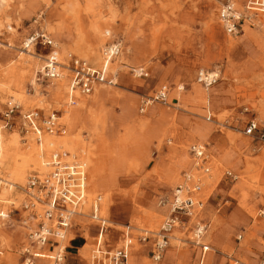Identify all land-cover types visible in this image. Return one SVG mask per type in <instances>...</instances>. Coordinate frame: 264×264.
I'll return each mask as SVG.
<instances>
[{"label": "rangeland", "instance_id": "374dc122", "mask_svg": "<svg viewBox=\"0 0 264 264\" xmlns=\"http://www.w3.org/2000/svg\"><path fill=\"white\" fill-rule=\"evenodd\" d=\"M72 1L0 0V264H26L27 249L48 254L47 249L40 252L29 238L43 213L42 206L35 213L25 208L28 178L39 174L31 165L36 141L20 114L5 126L3 113L12 99L21 104L22 114L35 109L44 116L56 113L65 133L54 141L65 137L75 158L85 164L86 202L73 215L60 242L62 248L68 240L72 252L85 245L79 257L90 262L94 228L87 215L94 198L99 199V213L109 219L112 228L124 232L126 228L120 225L129 223L139 229L134 231L136 236L140 230L158 231L169 214L168 206L159 204L170 201L179 184L181 171L175 167L179 151L184 155L180 166L200 174L191 172L189 156L190 146L197 142L210 153L211 169L205 184L202 179L199 197L205 202L204 210L183 229L174 230L172 238L176 237L166 250L183 253L184 263L179 264H196L200 247L195 240L191 243V231L203 219L210 228L200 243L208 244L210 239L213 251L203 256L202 264H263L264 15L253 14L256 20L252 16V22L245 23L251 27L229 37L217 18L222 0H80L78 5ZM235 1L242 10L248 0ZM39 29L52 39L61 65L72 55L101 68L103 64H95L89 55L93 51L101 55L111 40L121 42L120 55L105 69L107 76L109 71L118 76L115 85L101 84L82 96L70 92L64 69L58 80L42 79L39 72L47 51L24 49V40ZM136 67L146 69L148 77L139 79L140 68ZM199 71L219 72L216 83L202 89L195 82ZM159 81L173 92L183 86L194 95L171 109L154 104L162 110L158 115L135 112L133 100L138 104L151 96ZM69 92L74 105H70ZM177 97L181 99L179 93ZM148 103L150 112L154 105ZM249 121L258 127L253 135L245 131ZM142 132L144 147L140 145L139 150L135 145L139 143L137 133ZM50 148L44 144L43 161L50 156ZM225 171L233 172L235 181L227 180ZM110 235V242H115L116 232ZM109 240V253L120 248ZM125 243L127 264L136 263L134 255L139 251L143 264H176L170 250L156 263L129 235ZM35 260L54 264L45 257Z\"/></svg>", "mask_w": 264, "mask_h": 264}, {"label": "built area", "instance_id": "2783aa9c", "mask_svg": "<svg viewBox=\"0 0 264 264\" xmlns=\"http://www.w3.org/2000/svg\"><path fill=\"white\" fill-rule=\"evenodd\" d=\"M245 7V14L241 10H237L232 7L230 0H223L218 10V20L222 25L225 34L229 37H235L239 33V25L243 23L252 22V16L256 13L264 15V0H248ZM41 33L33 32L26 39H29V46L31 49L36 47L45 49H52V40H50L45 32ZM28 49V46L24 47ZM30 49V48H29ZM122 51L119 44L113 43L105 46L102 50L101 58L103 61L112 62L116 59ZM66 65H60L54 53L51 52L47 57L45 56L44 65L39 72L40 77L46 81L58 79L62 70L68 72V85L71 90L79 92L82 96H88L93 91V83L104 84L107 81V76L104 75V65L102 68L93 69L87 62L77 59L76 57L69 55ZM139 76H146V74L140 71ZM218 77H211L206 71H199L197 73L196 82L204 87H210L216 83ZM69 94H71L69 92ZM72 95V94H71ZM167 100V91L165 89L157 90L152 96L143 100L142 108L147 106V103H160L165 104ZM74 101H71V105ZM148 103V104H149ZM16 114H20L24 126L35 136L36 142H40L41 135L49 136H63L65 133V127L58 122V116L56 113H52L48 116H42L38 110H29L22 114V107L16 100H10L3 113V117L6 121L5 126H8V122ZM258 130L257 124L254 121H250L246 127V134L253 135ZM190 153L195 163V169L199 172L209 173V165L205 156V148L201 145H194L190 148ZM70 155L67 152L60 153L54 152L46 159L45 163L48 168L47 175L39 176L34 174L29 176L26 192L29 196V202L25 206L30 213H35L37 206L43 207L42 220L40 221L37 229H35L29 236L30 241L40 252H43L46 246H55L57 251L55 254L50 255L42 253H31L28 249L27 262L33 264V259L45 257L50 261L59 263L64 258L65 248L58 249L59 240H63L65 233L69 229L73 210L83 206L84 193L86 186V176L83 171L76 165V162H66L64 159L69 158ZM225 176L234 180V175L231 172H225ZM186 178V177H185ZM189 180V177H187ZM187 180V182H188ZM196 184L195 190L199 189L201 183L200 180L194 181ZM196 191H189L183 184H179L172 192L170 202L164 200L159 206L165 204L169 207V214L162 223L158 234L149 235V233H143L139 236V240L145 243L152 237V255L151 259L154 262H160L162 254L170 244L172 234L175 227L185 226L188 218L190 217V210L196 209V206L201 208L203 204H195L192 196ZM181 196L183 198H181ZM90 208L89 218L96 222L98 225V238H95V245L93 253L97 255L99 253V239L105 235L109 226L107 220L101 219L97 214L99 212V199H93ZM69 207V208H68ZM262 214V213H261ZM264 216V214H262ZM107 223H106V222ZM47 222V224H45ZM185 222V223H184ZM202 224V223H201ZM206 228V225H201ZM63 233V235H62ZM103 234V235H102ZM193 239H190L191 243L197 244L206 251L208 248L200 243L201 236L194 230L191 231ZM122 245L116 250L105 262L100 264H127V247L128 245ZM126 245V246H125ZM95 247V246H94ZM130 247V244H129ZM101 252V251H100ZM97 261V260H96ZM95 261V264H96ZM264 264V262H263Z\"/></svg>", "mask_w": 264, "mask_h": 264}, {"label": "crops", "instance_id": "0c3cea01", "mask_svg": "<svg viewBox=\"0 0 264 264\" xmlns=\"http://www.w3.org/2000/svg\"><path fill=\"white\" fill-rule=\"evenodd\" d=\"M223 1V0H222ZM219 8H220V5H219ZM240 9V8H239ZM219 10V9H218ZM217 18H218V16H217ZM256 18H257V16H254V19L256 20ZM219 21V20H218ZM220 23V22H219ZM222 26V25H221ZM244 27H251V25L249 26L248 24H245V23H243V24H240L239 25V33H238V35L237 36H239L240 35V33H243V28ZM39 30H41V29H39ZM43 32H45L44 30H43ZM46 33V32H45ZM237 36H235V37H237ZM117 41H115V40H111L106 46H108V45H111V44H113V43H116ZM120 45H121V42H120ZM122 48V47H121ZM115 60V59H114ZM113 60V61H114ZM84 61V60H83ZM112 61V62H113ZM110 62V61H109ZM103 66H101V68H102ZM136 68H140V70H143V72L146 74V76H141V77H138L139 79H145V78H147L148 77V72L146 71V69H144V68H141V67H136ZM103 69H104V71H105V69H108V68H105V67H103ZM108 78H112V81H113V83H114V78H115V80H116V77H118L117 75H116V73L114 72V73H112L111 71H109L108 72V76H107ZM196 77H197V74H196ZM196 77H195V82H196ZM67 84H68V78H67ZM198 84V83H197ZM101 84H98V85H96V86H100ZM114 85H115V83H114ZM202 89H205L201 84H198ZM96 86L93 88V90H95V88H96ZM183 86H181L180 88H182ZM180 88L179 87H176L175 88V91L173 92V91H171V88L169 87V85L168 84H166L164 81H159V83L157 84V86L155 87V89H154V91H153V93H152V95L157 91V90H161V89H165L166 91H167V100H166V103L165 104H162V105H165V106H167V108H169V109H171V108H175L178 104H179V102H182V103H187L188 101H190L192 98L191 97H193V95H194V91H192V92H189V90H184V88H182L181 90H180ZM208 89V88H207ZM194 90V89H193ZM75 92V91H74ZM74 92H72V93H74ZM180 94L181 95V99H179V97H177V94ZM151 95V96H152ZM173 97V98H171V100H169V98L170 97ZM147 98V97H146ZM143 100L144 99H142V100H140V102H138V104L136 103V100H133L135 103H133V106L135 107V106H137V109L135 110V112H137V110H138V112H140L141 114H145L146 112L151 116V114H155V115H158V114H161V112H162V110L159 108V107H157V106H155L154 104H160V103H153V108H151V110H150V112H149V109H148V107H151L150 105L149 106H145V108H143V110H141V108H142V104H143ZM133 107V108H134ZM136 108V107H135ZM134 108V109H135ZM60 112V111H59ZM63 113V112H62ZM208 113H209V110H208ZM207 113V114H208ZM42 116H44L42 113H40ZM163 115H165V113H163ZM209 116V115H208ZM142 118H144V117H142ZM250 122V121H249ZM249 122H247L246 123V126H245V130H246V127H247V124L249 123ZM144 132V131H143ZM143 132L142 133H137L139 136H137V138H139V140H138V144H136L135 146H136V148L137 149H139V150H141V147H140V145L142 146V147H144V145H143V143L141 142V137L142 136H144L143 135ZM136 134V135H137ZM144 138H145V136H144ZM146 138H148V136L146 135ZM197 143V142H196ZM207 153L210 155V153H209V151H208V149H207ZM181 155H183V151H179V154H178V158H179V160H177V164L175 165V167H176V169H178L179 168V171L178 172H180L181 171V174L179 173L178 175H179V177H178V183L179 182H181L182 180H183V176L186 174V172L188 173L189 172V170L187 171V170H185V169H183V166H180V164H179V162L181 161ZM184 156V155H183ZM189 156L192 158V155L191 154H189ZM193 163H194V161H193ZM208 165L210 166V161H208ZM175 167L174 168H172L171 170L173 171L174 169H175ZM193 168V167H192ZM175 169V170H176ZM210 169H211V166H210ZM192 171H196L195 170V168H193L192 170H191V172ZM197 172V171H196ZM225 172H227V171H225ZM228 172H231V171H228ZM233 175H235L233 172H231ZM208 176V175H207ZM207 176H203L204 177V184H205V180H206V177ZM224 176H225V173H224ZM203 177H202V179H203ZM225 178L227 179V180H230V181H235V179L234 180H232V179H230V178H228V177H226L225 176ZM104 186H106L105 188H109L108 186L109 185H104ZM177 186V185H176ZM205 187V186H204ZM101 196V195H100ZM204 206H205V202L203 203V208L201 209V211L199 212L200 214H199V216L202 214V212H203V210H204ZM100 209H101V205H100ZM89 213H90V210H89ZM88 216V218H89V214L87 215ZM105 219L108 221V223H109V219L108 218H106L105 217ZM201 221L202 222H204V220L203 219H201ZM112 223V222H111ZM205 224H208L207 222H204ZM113 224V223H112ZM113 226L115 227V226H117V225H114L113 224ZM122 228L123 227H131L132 229H131V231L133 230V232H130L129 233V231H128V233H129V239L131 240L132 239V241H133V243L134 242H136L137 244H138V246L141 248V249H144V253H146V254H148L149 256H150V260H152L151 259V255H152V246H153V239H152V237H150V239L149 240H147L145 243H142L140 240H139V236H141L144 232H142V231H140L139 233V235L138 236H136L135 234H134V231H138L139 229H137V228H133V226H131L129 223L128 224H125V225H120ZM208 229L210 228V225L208 224ZM93 228H94V236H93V239H94V242H93V245H92V249L90 250V253H92L93 252V249H94V246H95V238H96V236H97V234H98V226L97 225H94L93 224ZM146 230V229H145ZM114 231V233L116 232V235H117V239L115 240V242H110V240L109 239H111L110 237H111V233ZM148 231V230H147ZM152 233H149V235H151ZM105 236V244H104V247H105V251L106 252H109L110 251V247H109V245H106L107 244V241L109 240V243L110 244H115V245H117V244H120V246L119 247H121L122 245H124L125 244V240H126V234H124V232H123V229L122 230H117L116 228H112L111 226H109V228H108V230H107V232H106V234L104 235ZM106 237L108 238V240H106ZM75 239V238H74ZM72 240V242H74V241H76V240ZM69 241V240H68ZM67 241V244H66V246H65V252H64V258H63V260L61 261V262H59V263H55V262H53V261H51L52 263H54V264H85L86 262L83 260V259H81L79 256H80V251L82 252V250H81V248L83 247V246H85V245H83V246H79V247H77L78 249H77V251L76 252H72L70 249H73V246L72 245H70V241L68 242ZM208 244H204L208 249L206 250V251H204L203 250V248H201V246H199L200 247V251H199V255L197 256V263L196 264H202V261H201V259L203 258V256L206 254V253H210V252H212L213 250H212V248H211V246H210V243H211V240L209 239V241L207 242ZM60 244V243H59ZM203 244V243H202ZM131 246V245H130ZM132 247V246H131ZM130 247V248H131ZM69 248V249H68ZM113 248V247H112ZM45 249H47V253H49L50 255H52V254H55L56 253V251H57V248H55V246H46L45 247ZM168 250H170V251H172V252H174L175 250L174 249H168ZM168 250H165L164 252H163V256H164V254L168 251ZM136 252H138V251H136ZM90 253H89V256H90ZM140 253V251L138 252V253H136L135 255H134V257L137 259V261L138 262H141V260L139 259V258H141V253H142V251H141V253ZM214 253H215V251H214ZM244 254H246L247 256L249 255V253L248 252H245ZM133 255V254H132ZM183 253H181V252H174V256L172 257V261L174 260V262L176 263V264H179V263H184V259H183ZM162 259H163V257H162ZM87 260V259H86ZM50 261V260H49ZM88 261V260H87ZM137 261L135 260V262L137 263ZM100 262H104L103 260H97V262H96V264H100ZM135 263V264H136ZM142 263V262H141ZM254 263H257L256 262V260L254 259ZM33 264H37V260H34L33 261ZM87 264V263H86ZM88 264H92L91 262H89L88 261ZM143 264V263H142Z\"/></svg>", "mask_w": 264, "mask_h": 264}, {"label": "bare ground", "instance_id": "6f19581e", "mask_svg": "<svg viewBox=\"0 0 264 264\" xmlns=\"http://www.w3.org/2000/svg\"><path fill=\"white\" fill-rule=\"evenodd\" d=\"M75 5H78L79 3H80V0H73L72 1ZM84 3H85V1H84ZM247 3V2H246ZM230 4L232 5V7L233 8H235V9H237L238 10V8H237V4H236V1L235 0H230ZM239 11V10H238ZM241 12H243V14H245V7L241 10ZM40 31H42V30H37L36 31V33L38 34V33H41ZM46 34V33H45ZM46 36L50 39V37H49V35H47L46 34ZM50 40H52V39H50ZM24 47H26V46H28V50H30L32 47H30L29 46V39H25L24 40ZM115 44V43H114ZM118 44V43H117ZM52 46H53V41H52ZM30 48V49H29ZM42 49V48H41ZM33 49H31V51H32ZM45 50L47 51V53H46V57L48 56V55H50L51 54V52L52 53H54L53 52V50L52 49H50L49 50V48H45ZM97 50V49H96ZM104 50V49H103ZM28 54L30 53L29 51L27 52ZM102 53V52H101ZM45 56L42 58L43 59V62H44V59H45ZM90 60H93V62L95 63V64H97V65H104V67L105 68H107L108 67V64H109V61H103V59L101 58V55H99V53H98V51H93L90 55ZM84 62H86V61H84ZM89 64V63H88ZM44 65V64H43ZM61 65V64H60ZM90 65V64H89ZM91 66V65H90ZM43 67V66H42ZM93 69H99V68H95V67H93V66H91ZM42 69V68H41ZM41 71V70H40ZM140 71H142V70H139L137 73V75L139 76V73H140ZM218 73L219 72H217V71H213V72H208V74L211 76V77H218ZM62 75V74H61ZM104 75L105 76H107L106 75V72L104 71ZM61 77V76H60ZM59 77V78H60ZM58 78V79H59ZM107 78V81H106V83H104L105 85H114V83H113V81H112V78H108V77H106ZM58 79H54V80H58ZM54 80H51V81H54ZM197 83V82H196ZM96 85H98V84H95V83H93V88L96 86ZM69 87V90H70V92H74L73 90H71V87L70 86H68ZM204 87V86H203ZM204 88H208V87H204ZM69 96V98L71 99L72 98V101H73V96H71V94H69L68 95ZM14 98V97H13ZM16 99V98H15ZM13 100V99H12ZM71 101V100H70ZM71 105V104H70ZM207 117H210V116H208V114H207ZM258 131V130H257ZM30 135H32V137L34 136L33 134H31V133H29ZM45 136V137H44ZM59 137H62V136H59ZM55 136H49V135H41V137H40V142H36L34 145V149H33V153L35 154V157H34V159H33V161H32V167L35 169V170H37L38 171V175L39 176H43V175H47V173H48V168H47V166H46V163H45V160L43 161V147H44V144H46L47 146H49V147H51L50 149H52L53 148V150L49 153V154H52V153H54V152H60V153H64V152H61V151H59V150H61V149H64V151H69V152H71V162H76L77 164V166L83 171V173L85 174V176H86V173H85V164L84 163H81L79 160H77V158H75V155H74V153H73V149H72V146H71V143L69 142V140H67L65 137L64 138H61V140L59 141V142H55L54 140H55ZM34 140H35V136H34ZM36 141V140H35ZM84 144V143H83ZM194 145H201V146H203L204 148H205V156H206V160H207V162L209 161V159H208V154H207V149H206V146L205 145H203V144H201V143H195V144H193L192 146H194ZM35 147L37 148V149H35ZM190 148H191V146H190ZM190 148H189V152H190ZM2 149V143L0 142V150ZM68 152V153H69ZM73 154V155H72ZM191 154V153H190ZM192 159H193V157H192ZM65 161L67 160V159H64ZM194 161V160H193ZM25 162V161H24ZM66 162H68V161H66ZM195 166V163H193V168H195L194 167ZM209 169H210V166H209ZM196 170V169H195ZM197 171V170H196ZM199 172V171H198ZM202 175V176H201ZM203 176H207V173L205 174V173H201L200 172V174H193V173H186L184 176H183V180L181 181V182H179V184H183L184 186H185V188H187L189 191H196L195 192V194L192 196V198H193V202L195 201V204L197 203L198 205L199 204H203L199 199V197H201L202 196V191H201V189H203L202 188V186H203V182H202V177ZM186 177V178H185ZM187 177H189V180H188V178ZM18 178H19V181L22 183L23 181H24V177H23V174L20 172L19 174H18ZM200 180L201 181V183H200V185H199V189L198 190H195V180ZM187 180H188V182H187ZM179 184H177V185H179ZM174 191V190H173ZM171 197H172V195H171ZM181 198H183L182 196H181ZM171 200V199H170ZM85 202H86V187H85V193H84V202H83V206H84V204H85ZM164 202V201H163ZM170 201H168V203H169ZM90 203V202H89ZM83 206H80L78 209H74L73 210V215H75V213H76V211H78L79 209H81ZM167 205L165 204L164 205V207H166ZM69 208V207H68ZM203 207H201V208H199V207H197L196 206V209L195 208H193V210L191 209L190 210V217H187L188 218V221H187V223L189 222V220L191 219V218H193V217H196L197 216V214L201 211V209H202ZM168 209H169V207H168ZM97 214L101 217V219H104V220H106L105 219V217L104 216H101L100 215V213L97 211ZM262 215V214H261ZM73 217V216H72ZM166 220V219H165ZM93 222V224L94 225H96V222H94V221H92ZM106 222V221H105ZM108 222V221H107ZM106 222V223H107ZM164 222V221H163ZM201 221H199V222H197L196 223V225L194 226V228H193V230L195 231V232H198L199 233V235L202 237L204 234H205V232H206V228H207V225L205 224V223H202ZM45 224H47V222H45ZM203 224H205L206 225V228H204L203 226H201V225H203ZM98 226V225H97ZM108 226H109V223H108ZM162 226V225H161ZM160 226V227H161ZM185 226H179L178 225V227H175V230L176 229H183ZM126 229H125V231H124V233L126 234V235H129V233H128V231H129V227H125ZM159 230H160V228H159ZM159 230L158 231H156V232H150V231H144V230H140V231H142V232H145V233H152L151 235H155V234H158V232H159ZM66 234V233H65ZM62 235H63V233H62ZM103 235V234H102ZM174 237H176V236H173V238ZM97 238H98V236H97ZM172 238V239H173ZM65 239V235H64V238H63V240ZM104 239H105V236L103 235V236H101V238L99 239V244L101 245V246H99V248L98 249H100L99 250V253H97V255L95 254V253H91V259H90V262L92 263V264H95V261L96 260H103L104 262L105 261H107V259L110 257L109 255H112L115 251H113L112 253H109V252H106L105 251V247H104ZM171 239V240H172ZM176 239V238H175ZM63 240H59L58 242L60 243V242H63ZM126 246V245H125ZM63 249L62 247H61V244H59V246H58V249ZM94 248H96V245H95V247ZM167 249V248H166ZM165 249V250H166ZM118 250V249H117ZM93 251H94V249H93ZM101 251V252H100ZM126 251H127V260H128V248L126 249ZM86 255H87V253H86ZM162 256H163V254H162ZM37 259V258H36ZM35 259H33V261H34ZM97 262V261H96ZM26 264H30V263H28L27 261H26Z\"/></svg>", "mask_w": 264, "mask_h": 264}]
</instances>
